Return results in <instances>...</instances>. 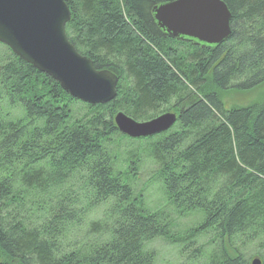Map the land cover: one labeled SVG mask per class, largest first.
<instances>
[{"label":"trees","instance_id":"16d2710c","mask_svg":"<svg viewBox=\"0 0 264 264\" xmlns=\"http://www.w3.org/2000/svg\"><path fill=\"white\" fill-rule=\"evenodd\" d=\"M173 1L63 0L67 40L118 78L104 105L71 98L0 45V264H152L142 245L167 238L174 222L143 210L114 172L105 148L111 137L130 140L117 113L135 122L176 115V131L146 153L166 202L180 217L202 216L193 236L214 245L203 264H264V102L225 100L264 84V0H221L231 34L213 47L157 27L152 10ZM100 205L103 217L83 236ZM189 247L198 262L202 248Z\"/></svg>","mask_w":264,"mask_h":264},{"label":"water","instance_id":"95a60500","mask_svg":"<svg viewBox=\"0 0 264 264\" xmlns=\"http://www.w3.org/2000/svg\"><path fill=\"white\" fill-rule=\"evenodd\" d=\"M157 27L174 39L218 46L230 37V13L221 0H176L152 10ZM70 12L63 0H0V44L37 72L54 80L71 98L88 105H104L116 96L118 78L96 70L76 52L65 34ZM118 132L145 139L168 131L176 122L165 113L135 122L114 116ZM251 264H261L253 259Z\"/></svg>","mask_w":264,"mask_h":264},{"label":"rangeland","instance_id":"374dc122","mask_svg":"<svg viewBox=\"0 0 264 264\" xmlns=\"http://www.w3.org/2000/svg\"><path fill=\"white\" fill-rule=\"evenodd\" d=\"M225 100L231 106L234 104L240 105L236 103L246 100L249 101V104L264 102V84L251 92L226 95ZM78 109L77 105L73 107L72 114L74 116L82 115L80 114L81 110ZM18 116H20V111L14 109L9 119L11 120ZM176 128L177 125L175 124L162 134H171L176 131ZM160 136L161 134L150 140L143 141L122 139L117 136L111 137L105 151L110 156L111 161H113L112 168L114 172L121 174L130 186L134 201L136 202L137 200L143 210L164 212L174 222L173 230L167 238H155L142 245L144 254L152 253L154 255L152 264H194L196 257L192 252L193 249L189 247L192 242L202 248V257L195 263L203 264L210 257L209 255L214 245L210 242V237L208 236H203L202 234L193 236V231L200 224L202 216L198 212H194L180 217L178 211L166 202L160 187L162 179L159 171L160 167L147 156L148 146ZM106 208V206L100 205L88 214L84 229L81 231L83 236L87 233L88 224L100 221ZM104 225L108 226L109 221L105 220ZM250 247L253 248V246H248L247 248ZM253 252L262 255L260 249L255 251L253 249ZM246 255L248 256L247 252ZM251 258L254 259V256Z\"/></svg>","mask_w":264,"mask_h":264}]
</instances>
